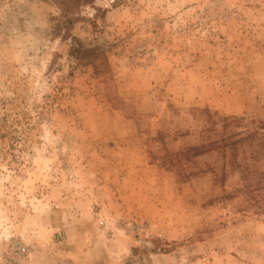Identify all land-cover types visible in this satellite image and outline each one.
Returning <instances> with one entry per match:
<instances>
[{
	"label": "rangeland",
	"instance_id": "1",
	"mask_svg": "<svg viewBox=\"0 0 264 264\" xmlns=\"http://www.w3.org/2000/svg\"><path fill=\"white\" fill-rule=\"evenodd\" d=\"M10 254L264 264V0H0Z\"/></svg>",
	"mask_w": 264,
	"mask_h": 264
},
{
	"label": "built area",
	"instance_id": "2",
	"mask_svg": "<svg viewBox=\"0 0 264 264\" xmlns=\"http://www.w3.org/2000/svg\"><path fill=\"white\" fill-rule=\"evenodd\" d=\"M24 256V253L23 251H21V256H20V260H21V257ZM16 257L15 255H8V256H5V257H1L0 258V264H15L16 262Z\"/></svg>",
	"mask_w": 264,
	"mask_h": 264
},
{
	"label": "trees",
	"instance_id": "3",
	"mask_svg": "<svg viewBox=\"0 0 264 264\" xmlns=\"http://www.w3.org/2000/svg\"><path fill=\"white\" fill-rule=\"evenodd\" d=\"M82 0H75V2L76 3H78V5H79V2H81ZM83 2H86V3H88V2H92V0H83ZM247 138H240L239 140H237V141H235V142H243V141H245ZM236 150V149H235Z\"/></svg>",
	"mask_w": 264,
	"mask_h": 264
}]
</instances>
